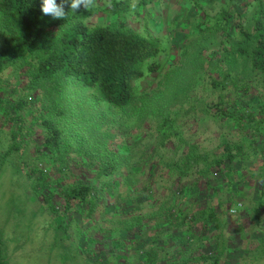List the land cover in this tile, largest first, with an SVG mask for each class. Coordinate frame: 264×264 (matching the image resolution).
<instances>
[{
	"label": "trees",
	"instance_id": "16d2710c",
	"mask_svg": "<svg viewBox=\"0 0 264 264\" xmlns=\"http://www.w3.org/2000/svg\"><path fill=\"white\" fill-rule=\"evenodd\" d=\"M161 1L92 0L75 12L69 2L54 18L41 0H0V170L20 158L41 209L61 217L56 230L86 220L94 238L135 248L132 264L168 259L165 234L180 237L178 255H193L209 228L245 236L251 221L238 211L253 207L260 229L264 207V0ZM217 129L220 143L200 150ZM193 187L214 191L203 200ZM3 244L0 233V264ZM248 248L264 264V238ZM199 254L228 262L221 246Z\"/></svg>",
	"mask_w": 264,
	"mask_h": 264
},
{
	"label": "rangeland",
	"instance_id": "374dc122",
	"mask_svg": "<svg viewBox=\"0 0 264 264\" xmlns=\"http://www.w3.org/2000/svg\"><path fill=\"white\" fill-rule=\"evenodd\" d=\"M134 1L138 0H132L133 3ZM164 3L165 2L159 0L160 5ZM156 7L158 8V6ZM162 11L164 12L165 8H163ZM160 16L161 14L157 12L156 15H152V18L153 20L159 21L161 20ZM152 30L155 31L153 28ZM201 90H203V88H201ZM208 90L209 88H205L206 94H208ZM256 93L257 89H254L249 94L240 95L238 101L240 99L246 100L247 98L253 99ZM32 132L34 137H32L31 142L28 143L27 153L29 155L36 154V152H34V146L35 144L41 143L42 140L40 128H35ZM220 135V131H211L207 135V138H210L209 140H207V138L205 139L204 135H202L197 140L199 149H214L220 143ZM230 137H232L233 142L239 139V135L235 132L230 133ZM21 161L22 160L19 158L17 161L18 164H23ZM18 164L15 165L13 160H9L0 170V233L2 234L4 241L3 248L5 250L1 258L4 260L5 264H132V259L134 258H132L130 254L134 253L136 250L135 248L130 253H127L125 247L122 248L115 244L117 240L116 236L101 240L94 238L95 232L90 228V223L86 220L73 222L66 232L61 229L56 230V226L59 224L61 217L56 218L57 216L41 209L40 204L43 196L40 199L33 196V188L25 183L24 178L26 177L24 176V172H17ZM149 169H145L146 174L149 172ZM75 170L88 182H93L95 180L97 182L101 181L94 172L87 171L78 166H75ZM223 172L224 171H222L219 177H216L217 179L214 178V182H216L215 184H220L224 188L225 176ZM195 178H200V176L197 175ZM258 186L259 181H256L253 186H249L248 189L252 188L251 195L258 193V191H256ZM199 189L198 187H193V191L196 193L195 196L203 200L214 191L213 189ZM156 196L159 199L165 197L160 191H157ZM129 197L123 200L122 205L128 207V205L131 204V202L128 201ZM168 197L169 193L166 199H168ZM223 198L225 200L228 199L226 196ZM237 199L240 201L242 200L241 197H237ZM253 199L254 198H252L251 201ZM56 200L59 201V199ZM158 204L159 202L157 206ZM238 213H243L244 222L251 221L249 232L247 231L244 236V232L232 231L233 233H231V231H226L223 233L222 230V232L220 231L221 233H219L220 235H218L212 228L207 229L204 232L205 240L203 242L200 241L201 248L197 249L193 254L197 257H193V260L190 261L191 263L189 264H202L199 261V259H201L199 254L200 250L211 251L214 250L216 246H218V248L221 246L226 254V258H228V262L222 261L220 264L258 263L255 257L252 258L250 255L247 256V248L248 245H250L248 249L254 248L255 245L264 238V207L261 211L262 224L260 229H255L256 222L252 220L253 207L244 209L243 206ZM199 227H202V224H199ZM232 228V226H226V229L230 230ZM55 231H58L61 235L63 234L59 247H51V244L54 242ZM213 234L215 235L213 236ZM89 235L91 236L88 237ZM164 236L165 237L162 239L163 242H167L173 247H171L168 259L164 258L160 264H176V262L178 264H185V259L189 256H193L190 255V252L184 255H178V250L180 249L178 246L180 237L178 235L170 233ZM113 239L115 241L111 242ZM84 247H88L91 251L85 250L86 248L83 249ZM61 250L64 251L62 252L64 256H62V253L59 254ZM92 253H95V255Z\"/></svg>",
	"mask_w": 264,
	"mask_h": 264
},
{
	"label": "clouds",
	"instance_id": "9594fccd",
	"mask_svg": "<svg viewBox=\"0 0 264 264\" xmlns=\"http://www.w3.org/2000/svg\"><path fill=\"white\" fill-rule=\"evenodd\" d=\"M69 2L70 8L73 12L81 6L87 9L92 4V0H41L42 12L45 15H51L54 18H63L68 15L65 11L64 4Z\"/></svg>",
	"mask_w": 264,
	"mask_h": 264
}]
</instances>
